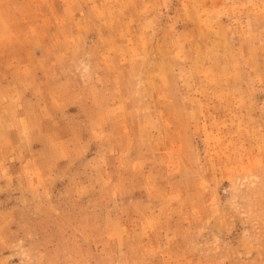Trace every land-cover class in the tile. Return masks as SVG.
Instances as JSON below:
<instances>
[{
	"label": "rangeland",
	"instance_id": "374dc122",
	"mask_svg": "<svg viewBox=\"0 0 264 264\" xmlns=\"http://www.w3.org/2000/svg\"><path fill=\"white\" fill-rule=\"evenodd\" d=\"M0 264H264V0H0Z\"/></svg>",
	"mask_w": 264,
	"mask_h": 264
}]
</instances>
